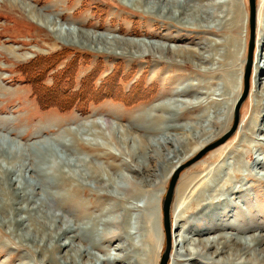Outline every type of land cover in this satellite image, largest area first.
<instances>
[{"label": "rangeland", "instance_id": "374dc122", "mask_svg": "<svg viewBox=\"0 0 264 264\" xmlns=\"http://www.w3.org/2000/svg\"><path fill=\"white\" fill-rule=\"evenodd\" d=\"M39 1L40 3L37 4L33 0H17L18 6L13 9L4 0H0L1 145L3 144L13 153L16 152L17 159L30 166H35L37 162L41 161L39 158L37 159L34 152H39L43 146H50L57 156L54 161L55 166H61V161L69 162V165L73 163L71 168H74L79 176L84 177L74 176L75 179L52 169L41 171L40 166L44 167L43 162L31 171L22 168L20 172L8 167L7 171H10L8 174L2 172L0 166V196L13 199L11 209L15 210L19 206L25 205L20 200L21 197L15 188L20 185L30 186L33 183L34 187H30L29 190L33 191V199L37 200V204L40 202L39 206L41 207L45 201L50 205L49 213L56 214L64 220L60 223V227L72 226L84 238L83 245L90 249L92 254L100 259L103 258V260L110 252H114V244L111 243L107 246V253L96 248V245L99 246L96 243L102 242L100 239H104L105 234H108L107 231H113L114 228L111 229L112 225L102 223L100 220L110 219L114 214L119 215L121 217L119 220L123 221L121 228L126 225L124 222L131 223L130 231L134 236H137L147 223L148 212L153 213V222L158 233L155 237L157 259L154 264H158L161 255L159 252L160 240L163 242L162 251L166 243L161 210L162 199L171 175L177 167L192 161L201 149L231 129L234 107L243 91V72L249 41L248 0H200L201 2L190 0L188 2L195 6L204 4L205 8L219 15L225 11L221 15H228L230 19L221 22L209 18L198 22L197 20L188 22L184 18L182 20L163 12L161 8L152 9L146 4L138 5L131 0ZM150 1L145 0L149 4ZM178 1L183 2L184 0ZM19 2L33 6L50 18H57V15H61L57 18L58 22L60 21L59 23L63 27H70L72 30L104 34L123 40L146 41L158 44L159 47L108 49L96 41L94 44L86 46L80 43H69L65 41V38L63 40L53 32L51 27L40 25L25 14L24 10L20 9ZM214 2H219L221 5L223 2L225 3L219 8H210L211 3ZM229 2H231L230 5ZM233 2L235 6L232 4ZM261 2L262 0H256V25L249 90L239 106L236 129L223 144L209 149L198 159L182 168L178 174L170 205V255L167 264H177L176 259L180 264H230L231 262V264H255L254 261L264 264V254L258 251L249 252L247 259L251 261L245 260V262L239 263V259H235L234 262H219L218 259L216 261L211 258L213 249H205L199 244V241L206 236L225 234L226 232L233 233L238 237L264 234V169L244 157V162L249 168L243 169V173L250 172L252 174L247 179L243 174L241 178L244 183L243 187L246 192L248 191L246 197H240L237 194L227 195L228 202L220 203L221 206L218 204L217 208L206 206L204 210L203 207L190 204L188 193L182 195L181 201L182 197H178L181 196V193L176 190L187 177L196 175L204 167H210V156L217 152L218 147L233 142V139L238 137V126L251 113V110L253 114L255 113L253 122L256 121V128L264 125V121H261L262 117L258 116L257 108L256 111L252 108L255 103L253 91L257 88L255 87V85L257 86L256 79L261 77L260 80L264 83L262 74L255 78L254 66L257 54H264V46H261L264 40L258 38L261 31H258L260 26L257 24L264 20ZM235 17L239 20L237 30L233 29ZM232 36H235L239 43L233 60V75L236 88L238 87L240 91L230 110L231 114H229L226 128L210 143H206L193 153H187L188 156L176 166L175 162L180 158L179 156L172 160V164L164 162L160 157L161 153L164 155L169 153L170 156L173 154L169 152L171 148L168 149V146H171L168 141L175 138V135L181 136L182 132L188 131L192 124L200 121V124L207 125L213 118L212 111L214 109L207 106L212 97L216 100L223 98L227 78L225 72L230 68L225 62L228 59L227 52L232 50L230 48ZM214 42H217V45H213L215 51L211 46ZM220 42L224 45H220ZM181 47L199 50L198 52L203 54L216 52V62L215 64L212 62L210 64L200 63L195 59L183 57L174 50ZM205 48H210V51H205ZM57 52H60L63 58L52 64L48 59ZM205 66H213L215 68L213 73H205L203 70ZM96 68L98 71L92 77L93 82L91 83L88 79L85 88V91L91 93L90 95L95 100L88 99L79 102L77 96L72 93L79 89L80 80ZM37 69L41 71L37 73ZM196 69L198 70L197 74ZM25 71L33 73L30 82L25 79L23 74ZM218 71L219 73H216ZM199 81L203 86L200 85V88L195 86L194 91L191 92L196 91V94L186 93L189 88L188 83H198ZM204 82L206 85L203 84ZM54 86L56 90L52 88ZM34 89H36L35 92ZM183 89L184 93L181 92L184 91ZM201 91L211 93L209 96H205ZM34 93L44 98L48 107H41L38 104V96H35ZM191 98L198 99V102H202L206 106L204 115L201 114L202 112L199 113V107L185 111L184 105L181 103L191 100ZM64 99L67 101L63 105L64 109L54 105H59L60 101ZM71 100L74 101L72 104L74 106L68 107ZM168 106L175 107V110L177 108V111L169 112ZM93 119L100 123V125L92 127L94 133L101 135L105 133V128L103 129L102 126L104 122L108 123L110 128L129 141L128 148L136 150L138 148L141 158L146 159L145 167L152 169L156 166L159 169V178H156L154 183L146 188L136 184V180H139L140 177L130 169L129 164L133 165V161L122 154L121 149L110 138L108 140L96 137L91 140L86 139L88 137L81 133L84 127H88L87 125L91 127L90 121ZM191 133L194 134L196 131L192 130ZM244 133L248 135L244 138L249 140L259 139L261 136L259 131L248 134L246 130ZM106 140L109 144L103 148L98 145V143H106ZM239 143L236 146H239ZM261 144L263 146L253 149L252 154L255 153L254 155L257 157H264V141H261ZM148 156L152 157L147 159ZM225 161L231 162V155L230 157L227 155ZM3 166L2 169H4ZM51 167L53 168V165ZM46 168L42 170H47ZM62 168L66 171L70 169L66 165ZM228 169L225 171L227 172ZM139 170L142 175V169ZM106 172L114 178L113 188L101 186L106 183ZM86 173L89 177L85 176ZM19 174L22 176L17 181L16 177ZM234 187L232 188L235 190L236 187ZM139 188H144L146 192L142 191L141 196H137V193L132 194V189L138 191ZM123 190L128 195L124 194ZM124 196H127V199H124ZM237 198L238 200H236ZM177 204L180 206H177V209L184 208V219L175 223V217L171 220V214L176 210ZM240 211H246L249 214L247 218L251 227L248 229L249 231L244 232L245 234L227 227V225H235V221L238 222V218L243 217L239 215ZM5 213H8V210ZM23 216L24 214L21 212L15 213L14 219H20ZM117 220L118 217H115L114 222ZM135 226L142 227V229L136 231ZM145 227L147 228L148 225ZM176 235L184 237V241L180 242L178 247L176 240L180 237H175ZM88 236L89 240H87ZM66 239L63 238L59 243L65 242ZM135 239L137 238L135 237ZM263 246L264 242L257 247ZM229 247L224 248L221 255L231 257L232 251L235 249L232 245ZM177 249H184L183 252L188 249L200 253H198L199 255L195 254V260L191 262L187 260L189 256H180L179 259L175 255ZM29 250L0 224V264H43ZM244 258L243 256L242 259ZM102 264L113 263L104 261Z\"/></svg>", "mask_w": 264, "mask_h": 264}, {"label": "bare ground", "instance_id": "6f19581e", "mask_svg": "<svg viewBox=\"0 0 264 264\" xmlns=\"http://www.w3.org/2000/svg\"><path fill=\"white\" fill-rule=\"evenodd\" d=\"M33 1L36 2L37 4L40 3L39 0H33ZM189 1L190 0H184L183 2L178 1V0H151L149 4L148 2H145V0H131V2L133 3L135 2L138 5L146 4L149 8H152V9L161 8L163 12L172 14L173 16L179 17V19L181 18L182 20L184 18L185 21H188V22L190 21L195 22L196 20L198 22V21L207 20L208 18L217 19L220 22L228 21L230 19L228 15H221L225 11L219 15L215 13L214 11L205 8L204 4L195 6L193 4H189L188 3ZM196 1L199 2L200 0H196ZM4 2L8 3L9 6L13 9H16L17 8L16 6H18L17 0H4ZM224 3L225 2H223V4ZM230 3L231 2H229L228 4L230 5ZM261 3H262L261 7L263 8V11H264V1L262 0ZM223 4L221 5L219 4V2H214V3H211L210 8H216V7L219 8V6L220 5L223 6ZM232 4L234 5V2ZM19 7L20 9L24 10L25 14L30 16L36 22L40 23V25L42 24L46 27H51V30L53 32H55L60 38L62 39L65 38V41L69 43H80L86 46V45H90L91 43L94 44L96 41L106 46L108 49L122 48V47H126V48L134 47L137 49L141 47H151V48L159 47L158 44H152L146 41H137V40H128V39L123 40V39H119L116 37H109L104 34H96V33L91 34L83 30H74V29L72 30L70 27L69 28L63 27L62 24L59 23L60 21L58 22L57 18L61 15L56 14L57 18L47 17L44 14L40 13L33 6L27 5V3H23V2L20 3ZM236 17H235V23L233 24L234 30L238 29L239 20H237ZM191 24L193 23L191 22ZM257 24L260 26V28H258L259 29L258 31L259 32L261 31L259 33L258 38L259 39L263 38L264 40V20L260 21ZM231 40L232 42L230 44L231 45L230 48H232V50H229V52H227L228 59L225 62L228 66H230V68L225 72L227 74L225 77L227 78L225 81V92L222 95L223 98L221 100H216L212 97L211 100H209V105L207 104L208 105L207 107L211 106V108L214 109V110L212 109L213 110L212 112L214 113L213 118L209 120L207 125L200 124V121L199 123L192 124L188 131L185 130V132H182L181 136L175 135V138L177 139L173 137L172 140L168 141V143L171 146V147L168 146V149L171 148L169 152H172L173 154L172 156H170L169 153L165 155L164 153H161L160 157L162 158L164 162H167V163L170 162L172 164L173 162L172 160L174 158L176 159V157L179 156L180 158L175 162V166H176L177 164H179L181 160L185 159L188 156L187 153H193L196 150L200 149L206 143H210V141H212V139H214L215 136H217L219 133H221L226 128V125L228 123L227 120L229 119V116H230L229 114H231L230 110L232 109V106L240 91L238 87L236 88V82H235L234 75H233L234 73L233 60L235 58V51L239 43H237V39L235 36H232ZM223 42L225 41L223 40ZM216 43L217 42H214V44L211 45L212 48H213V45H215ZM220 45H224V44L221 43ZM261 46H264V42L261 44ZM210 48H205V51H208ZM174 50L177 51L179 54H181L183 57H187L193 60L195 59L200 63L206 62L210 64L212 62L215 64L216 62L215 61L216 52H214V54H210V52L209 53L207 52V54H203L202 52H198L199 50L195 51V50H191L190 48L184 49L182 47L178 49H174ZM225 54H226V51H225ZM254 66H255V78L256 76L260 74L264 76V54L263 55L257 54V56L254 59ZM212 67L205 66L203 70L205 73L212 74L214 71L213 69H215L214 67L213 68ZM195 71L197 74L198 70L196 69ZM216 73H219V71ZM260 79L261 77L256 79L257 86L255 85V87L257 88L253 91L255 103L252 106V108L254 111H256V108H257L258 116L262 117L261 121L263 122L264 121V83ZM203 84H205V82ZM200 85H202L200 81L198 83H193V82L188 83L187 86H189V88L186 93L196 94V91L193 93L191 92L194 91L195 86L199 87ZM181 92L184 93L185 90ZM202 92L203 91H201V93ZM210 93L207 92V93H204V95L209 96ZM211 95H214V94H211ZM197 100L191 98V100L182 102L181 104L184 105L185 111H189V110L199 107L200 108L199 113L202 112L201 114L204 115L206 106H204L202 102H198ZM176 111H177V108L175 110V107L173 108L169 107V112L175 113ZM254 114L252 113V110H251V113H249V115L243 120V122L241 121L240 125L238 126L239 131H237L238 137L234 138L233 142L226 143L218 147L216 150L217 152H215L213 155L210 156V163H211L210 167H206V168L204 167V169H202L196 175H192V176L190 175L181 184L178 185V188L176 190L177 192L181 193L180 194L181 196H178V195L177 196L180 198L182 197L181 201L183 199L182 195L188 193L189 203L198 205L200 207H203L204 209V207L206 206H211V207L213 206V208L214 207L217 208L219 207L217 205L218 204L220 205V203L226 204V202H228L227 200L229 199L227 198V195H230V194H233V195L237 194L240 197L242 196L246 197L248 191L246 192V189L243 187L244 183L241 181V178L243 174L246 179L247 177L252 176V174L250 172L243 173V169L249 168L248 165H246L244 162V159H245L244 157H246L247 160H252L254 164H256L259 168L264 169V157H257L254 155L255 153L252 154L254 152L253 149L261 146L262 145L261 141H264V125L256 128V121L253 122ZM191 116L193 115L191 114ZM104 123L106 125L105 127H104ZM104 123L102 126L103 129L105 128L106 134L103 133L104 135L103 134L101 135L99 133H94V130L92 129V127L95 125H100V123L94 119L90 121L91 127L87 124H84V125H87L88 127L86 128L84 127L85 130L83 129L81 133L88 137L86 139H91V140L96 137L101 138V139H108V140L110 138L113 141V143H115L117 147L121 149V153L125 154L126 156L130 158L131 161H133V165H131L132 163L129 164L130 169L134 173L138 174L139 175L138 177H140L139 180H136L137 181L136 184L140 185V187L142 186L145 188L146 186L152 185L155 179L159 178V172H160L159 169L156 166L152 167V169L145 167L144 161L146 159L141 158L138 148L137 150L128 148L129 141L126 138L120 136L114 129L110 128L108 123L106 122ZM192 130H195L196 133L192 134L191 133ZM246 130L248 134L249 133L252 134L253 132L259 131L261 136L259 137V139H255V140L245 139L248 136L246 135V133H244L246 132ZM0 139H2V137H0ZM1 142L2 140H0V166H1V171L2 172L4 171V173H7V174L10 173V171H7L9 170L8 167L10 169L13 168L15 169V171H20V172L22 168H26L31 171L33 168H37V166L39 167L40 164L43 162L44 167H41L42 165L40 166L41 171H50L52 169V170L58 171L59 173L70 176L71 178L84 177V176H79L74 170V168H71L73 167V163L72 165H69V162L66 163V161L65 162L61 161V166H55L54 161L57 158V156H56L54 149H52L50 146H46V147L43 146L39 152L33 151L34 154L37 155V159L39 158L41 160L40 162H37V165H35L36 166L35 167L34 165L30 166L29 164L25 165L24 163H21V161H19L15 155L16 152L13 153L12 150H9L7 147H4L3 144L1 145ZM238 142H240L239 146H236ZM107 144H109L107 140H106V143L105 142L102 144L98 143V145L101 146L102 148L106 146ZM227 155L229 157L231 155V162L225 161ZM151 157L152 156H148L147 159H150ZM2 165H4L3 168L5 170L2 169ZM51 165H53V168L51 167ZM64 165L68 166L70 169L66 171L65 169L62 168ZM18 166H19V169H18ZM44 168H46L47 170H42ZM139 169H142V172H143L142 175L140 174L141 170ZM225 169H228L227 172L225 171ZM144 171L146 172L144 173ZM21 176L22 175L19 174L16 177V180L18 181V179ZM85 176L89 177L87 173ZM263 177H264V174H263ZM105 179H106V183H104L101 186H107V188L109 187L113 188L114 186L113 176L109 175V173L106 172ZM233 185L236 187L235 190L232 188L234 187ZM30 187L31 188L34 187L33 183H31L30 186L20 185L19 187L15 188L19 197H21L20 200L23 203H25L24 206H19L15 210L11 209L12 202L14 201L13 199L11 198L9 199L5 196H0V224L2 228L9 230V233L13 234L17 239H19V243L26 246V249L29 248L30 249L29 252L37 256V259L41 263L43 264H102L104 261H108L113 264H116V263L117 264H154L156 262L157 255L155 256V251H156L155 237H156V234L158 233H157L156 227L154 226L153 213L148 212L147 214V218H146L147 219L146 225H148L147 228L145 227L146 225L143 226L144 227L143 229L142 227L137 228V226H135L136 231H139L140 229H142L139 232V234H137V236H134V234L130 231L131 223L127 224L126 222H124V224L126 225H124L123 228H121L123 221L121 222L119 220L121 219L119 215L114 214L113 217H111L110 219L106 218L103 221L100 220L102 223L105 222V224L112 225L111 229L114 228L113 231L111 230L107 231L108 234H105L104 239L103 238L100 239L102 242L96 243L99 246L96 245L95 247L100 250H104V252L108 251L107 246L111 245V243L114 244V248H113L114 252H110L109 255L103 260V258L100 259L97 256H95V254H92L90 252V249H88L86 246L83 245L84 238L81 237L80 234L75 229L72 228V226L60 227V223L63 222L64 220L61 219L56 214L49 213L50 205H48L45 201H43V204L40 207L39 205L41 203L39 202L37 204V200L33 199V191L31 190L30 192L29 190ZM124 191L125 190H123V193L128 195L127 192H124ZM142 191L146 192L144 188H139L138 191H135L132 189L131 192H133L132 194L137 193L136 194L137 196H141ZM126 197L127 196H124L123 198L127 199ZM236 200H238V198ZM177 206L178 204L176 205V210L174 212L172 211V214H171V220H173L175 217L174 219L175 223L180 222L181 220L184 219L183 218L184 208L183 209L181 208L180 210V208L177 209ZM6 210H8V213H5ZM20 212L23 213L24 216L21 217L20 219L15 220L14 214L15 213L19 214ZM173 213L174 214L176 213V215H173ZM239 213H240L239 215L243 217H239L238 222L235 221L236 222L235 225H232V226L227 225V227H231L234 230H237L238 232L244 233V232L249 231L248 229H250L251 227L250 224L248 223V218H247L249 214L246 213V211H240ZM115 217L116 218L118 217L117 222H114ZM135 237L137 239H135ZM175 237H180V239L176 240V246L178 247L180 242L184 241V237L181 235L179 236L176 235ZM63 238H67L66 241L63 243H59L60 240H62ZM88 238L89 236L87 237V240H89ZM263 242H264L263 233L253 234V235H250L249 237H245L242 235L238 237V236H235L233 233L226 232L225 234L206 236L204 237V239L199 241V244L202 245V247L205 249H213L211 258L214 260L218 259L219 262L220 261L221 262H226V261L234 262L235 259L236 260L239 259V263H241V262H245V260H248V261L250 260V259H247L250 251H253V252L258 251L259 253L264 254V246L261 248L257 247ZM162 244L163 242L160 240L159 252L161 253H162V248H163ZM229 245L234 246L235 251H232L231 257H224L221 254L224 251V248H230ZM182 250L177 249L175 251V255L178 256L179 259H180V256L181 257L189 256L188 259L187 258L186 259L191 262L195 260L194 255L195 254L199 255L198 253H200V252L191 251L188 249L185 250L184 252ZM243 256L245 257L244 259H242ZM254 259H257V258H254ZM176 263L180 264L179 260L176 259ZM254 263L260 264L258 261L257 262L254 261Z\"/></svg>", "mask_w": 264, "mask_h": 264}, {"label": "water", "instance_id": "95a60500", "mask_svg": "<svg viewBox=\"0 0 264 264\" xmlns=\"http://www.w3.org/2000/svg\"><path fill=\"white\" fill-rule=\"evenodd\" d=\"M249 4V41H248V47H247V56L244 66V72H243V91L236 101L234 112H233V123L231 126V129L227 131L222 137L217 139L216 141L208 144L206 147L201 149L199 153L192 159V161L187 162L179 167H177L173 174L171 175L170 181L168 183L165 195L162 199V214H163V225H164V233H165V247L159 257L158 264H167L169 255H170V205L172 203L174 190L176 186V180L178 178V174L182 168L190 164L191 162L198 159L201 155H203L206 151L209 149H212L216 147L217 145L223 143L227 137L233 133V131L236 129V126L238 124L239 119V106L241 102L244 100V98L248 94L249 90V77L251 73V66L253 61V50H254V29H255V22H256V0H248Z\"/></svg>", "mask_w": 264, "mask_h": 264}, {"label": "trees", "instance_id": "16d2710c", "mask_svg": "<svg viewBox=\"0 0 264 264\" xmlns=\"http://www.w3.org/2000/svg\"><path fill=\"white\" fill-rule=\"evenodd\" d=\"M60 54H61L60 52L54 53V55L50 56V59H48V61H51L52 64L56 63L58 60H61V58H63L62 54L61 55ZM54 59H56V60H54ZM40 71L41 70L37 69L36 72L38 73ZM97 71H98V69L96 68L95 70L90 71L88 74H86V76L83 78L84 80L83 79L80 80L79 89L72 93V95H76L77 96L79 102H84V101H87L88 99L89 100H95L94 97L92 95H90L91 93H88L87 91H85V88H86V86L88 84V82H86V81L89 79L91 81V83H92L93 82V78L92 77L95 76ZM23 74L25 76V79H27L30 82L31 79H32V74H33L32 71H25ZM52 88L54 90H56L55 86L52 87ZM35 90L36 89H34V92H35ZM35 96H38V104L41 107H48V104H46L47 102H46V100L44 98H41L40 95H38V94H35ZM65 102H67L66 99L60 101L59 105L58 104H54V105L58 106V108L64 109L63 105L65 104ZM73 103H74V101L71 100V103L68 105V107H70ZM72 106H74V105H72Z\"/></svg>", "mask_w": 264, "mask_h": 264}]
</instances>
